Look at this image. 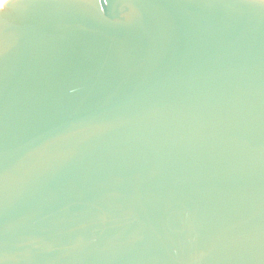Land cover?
<instances>
[{
  "label": "water",
  "instance_id": "1",
  "mask_svg": "<svg viewBox=\"0 0 264 264\" xmlns=\"http://www.w3.org/2000/svg\"><path fill=\"white\" fill-rule=\"evenodd\" d=\"M0 264H264V0H5Z\"/></svg>",
  "mask_w": 264,
  "mask_h": 264
},
{
  "label": "bare ground",
  "instance_id": "2",
  "mask_svg": "<svg viewBox=\"0 0 264 264\" xmlns=\"http://www.w3.org/2000/svg\"><path fill=\"white\" fill-rule=\"evenodd\" d=\"M5 0H0V6H1V4L4 2Z\"/></svg>",
  "mask_w": 264,
  "mask_h": 264
}]
</instances>
